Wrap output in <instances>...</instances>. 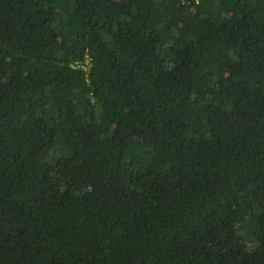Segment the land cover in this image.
<instances>
[{
	"label": "trees",
	"instance_id": "1",
	"mask_svg": "<svg viewBox=\"0 0 264 264\" xmlns=\"http://www.w3.org/2000/svg\"><path fill=\"white\" fill-rule=\"evenodd\" d=\"M0 264H264V0H0Z\"/></svg>",
	"mask_w": 264,
	"mask_h": 264
},
{
	"label": "built area",
	"instance_id": "2",
	"mask_svg": "<svg viewBox=\"0 0 264 264\" xmlns=\"http://www.w3.org/2000/svg\"><path fill=\"white\" fill-rule=\"evenodd\" d=\"M90 56L88 54L84 55V59L82 60H75L73 61L70 65L73 68H83V69H88L90 66Z\"/></svg>",
	"mask_w": 264,
	"mask_h": 264
}]
</instances>
